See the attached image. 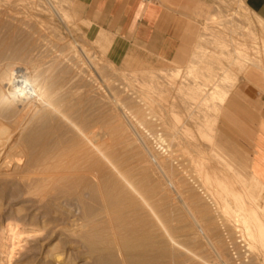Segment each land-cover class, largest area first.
Segmentation results:
<instances>
[{
  "label": "rangeland",
  "instance_id": "1",
  "mask_svg": "<svg viewBox=\"0 0 264 264\" xmlns=\"http://www.w3.org/2000/svg\"><path fill=\"white\" fill-rule=\"evenodd\" d=\"M5 1L0 0L2 2L0 5V47H3L2 51L6 52L4 56L0 49V57L3 58H0V62L2 60L5 62L11 58L12 54V57L16 56L19 51L22 54L24 50V55L19 53L17 56L20 55L24 62L34 59L33 64L37 63L39 66L35 65V67L43 69L33 79L37 80L41 72L47 74L45 76V86H48L46 92L51 91L50 96L45 100L48 104L47 109L56 107L67 117L66 122L53 121L50 124V129L55 127L50 131L51 136L47 142L51 151L54 152L55 148L59 149L61 146H66L65 148L74 146L76 139L73 137H76L81 129L86 130L94 127L99 133H105L107 137L98 144L99 151L103 150L100 151L101 158L104 159L106 156L111 158L110 155L113 158H109L110 163L106 157L103 163L109 165L105 166L104 164L105 168L100 167L103 177L100 182L102 187L98 190V194L96 193L97 197L88 195L85 199H81L82 201L77 199L75 201L73 196L77 197L76 194L80 186L75 185L76 181L71 183V181L63 180L64 176L61 175L64 174L60 171V173L53 172L52 181L46 189L50 196L42 203L41 196H39L42 191L41 193L40 191L34 192L31 195L23 194V190L19 186L16 187L21 189V194L17 193L19 190L15 187L17 192H11L7 196L8 199L4 196L2 199L1 196L0 264H264V245L262 246L264 240L263 235H260L262 228L253 224L257 229L252 226L253 232L252 230L249 232L246 226L242 225L243 221L234 219L232 210H230L231 212L225 211L223 208L225 194L220 192L216 180L208 179L205 175L206 173L211 174L214 169H222L221 171L231 175L232 178H229L236 181L237 187L244 184L248 192L245 196L249 201L251 198L256 199L252 201L255 206L253 208H256L255 210L260 214L263 222L264 180L251 171L250 159H247L249 153L245 147L219 135V122L215 126V132H209V135L204 138L199 136L193 121L183 110V100L178 92L174 93L175 97L167 96L168 98L162 100L158 99L157 95H154V98L149 97L152 94L150 95L146 84L150 81V75L142 69L146 71L151 68L158 72L159 69H165V66L172 64L159 58L154 52L130 43L120 47L117 53H109L110 35L104 31L90 32L92 25L90 0H74L73 17H71L74 22L69 20L72 21L69 22L70 24L63 23L62 18L50 9L47 0H35L36 2L22 0L21 2H26L24 4L20 0L19 2L11 0L14 4L11 1ZM39 3L41 6L38 7ZM243 3L242 0H204L198 20L201 25V33L207 40L206 43L202 41L207 47L203 45L210 48L207 49L208 51L204 49L207 51L206 53L201 49L197 48V50L196 46L200 43L199 40H203L202 37H198L194 52L195 50L201 51V54L198 53L201 56L205 54L203 56L206 57L204 58L205 62L201 56L199 60H197L198 56H194L196 59L193 58L195 61L197 60V64L202 60L204 65L198 64V68L202 71L205 72L203 69H208L209 72L213 70L218 73L217 77L212 78L213 84L219 77L224 76L222 75L225 71L224 68L231 69L232 73L229 72V74H233L232 81L230 79L227 83L232 86L226 82L223 83L228 88L226 90L229 91V94H236V96L242 95L241 86L255 84V82L251 81L246 73H243L247 71V68H242L244 70L242 71L240 68L232 67L234 65L232 63L236 62L234 60L239 58L240 53L233 46V48L230 47V51L223 48L221 51V47H218L215 42L216 30L220 32L224 30L222 32L225 33L224 35L220 33L222 37L234 36L238 40L240 39L238 42L243 43L244 39H248V36H244L243 22L245 25H251L254 29L258 28L257 32H254L258 33L257 38L263 37V39H257L251 44L259 48L260 53H258V49L252 54H255L253 58L259 60L260 63L262 61V72L264 70V33L257 16L252 12H248V14L242 9L245 4ZM4 4L5 7H3ZM42 5L46 8L45 11ZM13 12L17 14H15L17 22L13 19L15 16L12 14ZM219 13L222 17H233L232 19L235 21H231L230 18L228 21L230 25L226 27L228 22H226L227 18H224L226 23L223 26V19ZM222 13L225 15L223 16ZM210 16L212 21L209 22ZM216 18H219L218 22L220 23L219 26L216 24L217 27H214L215 23L211 22ZM233 23L234 27L230 28ZM71 25H75V28ZM212 25L214 26L212 27ZM238 26L242 28L237 29ZM206 28L214 29V33L211 29L210 33V30H206ZM222 28H229V30L226 32ZM231 29L236 32L238 30V34L235 31V34L229 33L228 31ZM246 32L249 34L248 30ZM213 34L214 36H212ZM6 44H9L11 48L6 50ZM79 45H86L92 49L91 52H94L97 60L95 63L99 64H95L94 67L91 63L86 62L78 50ZM10 49L11 51H9ZM216 50L219 52L218 54ZM194 52L192 57L197 54ZM24 56L29 58L24 60ZM230 56L232 59L229 58ZM211 58L213 59L210 60ZM23 61L20 60V63L25 69L28 67L31 69L34 66L30 61H28L30 64ZM136 61H139L138 67ZM42 62L44 63L41 64ZM129 67H131L130 71L127 70ZM217 67L220 68L219 71ZM221 67H223V72ZM182 68L186 69V66ZM139 69L144 72V75ZM254 69L261 72L258 68ZM235 76L238 79L233 81ZM197 81L196 79L194 82ZM33 82L31 86H39L38 81ZM201 82L203 81H198L197 84ZM210 84V86L213 85ZM56 90L59 91L56 93ZM153 101L155 104H152ZM172 106H176L175 115L171 111ZM111 146L113 147L111 148ZM150 149L160 155L161 165L165 163L160 168L153 165L154 163L149 158ZM101 158L100 161H102ZM62 162L65 165L60 162L59 168L66 166V161ZM125 176L126 180L129 178L127 181L130 184L125 183L127 182L124 181ZM253 179L259 180L260 183H255ZM115 184L119 185L118 188ZM130 185L134 190L128 188L131 187ZM76 186H79L78 191ZM108 189L111 190L104 194ZM111 191L116 193V197L113 199L118 201L116 202L118 211L116 210L117 204L113 203L115 201L108 197ZM54 192L56 193L54 194ZM122 192L124 193L122 194ZM15 193L18 194L19 199ZM105 196L111 200H109L110 203L113 201L112 204L103 201H107ZM122 197L123 199H121ZM127 197L129 204H126L127 200L124 201ZM131 198L133 202L130 201ZM231 199V203H234L233 198ZM119 203L124 207L121 204L119 206ZM125 205L128 206L125 207ZM110 206L114 208L115 212ZM124 208L125 212H123ZM116 214L119 218L116 217ZM254 230L258 231L259 236ZM239 234L243 237L245 246L238 243ZM250 234H255L254 238Z\"/></svg>",
  "mask_w": 264,
  "mask_h": 264
},
{
  "label": "bare ground",
  "instance_id": "2",
  "mask_svg": "<svg viewBox=\"0 0 264 264\" xmlns=\"http://www.w3.org/2000/svg\"><path fill=\"white\" fill-rule=\"evenodd\" d=\"M9 1H11V0H6L5 2H9ZM21 1L22 0H20V2ZM29 1L30 0H28L26 2H29ZM33 1H35V0H33ZM33 1L31 0L30 2H33ZM42 1H44V0H42ZM47 1H49L50 9L53 12H56L57 15H59V17L62 18L61 20H63V23L64 22L65 23L66 22H68V23L70 22L71 23L74 20V19L72 20V18H71V17H73L72 16L73 15L72 8H73L74 2H75L74 0H47ZM11 2H12V4H14L13 1H11ZM18 2H19V0H18ZM26 2H24V3H26ZM1 3L2 2H0V5H1ZM16 3H17V1H16ZM21 3H23V2H21ZM7 5H8V3H7ZM17 6H19V5H17ZM20 6H22V5H20ZM26 6H27V4H26ZM29 6H32V5H29ZM33 6H34V4H33ZM39 6H41L40 3L38 4V7ZM243 6L244 7H242V6L241 7H242V9L244 11H247V13L248 12H251V11H249V9L246 7L245 4ZM3 7H5V4L3 5ZM43 8H44V6H43ZM45 9L46 8H44V11H45ZM69 9H70V11H69ZM41 11H42V9H41ZM44 11H42V12H44ZM12 14L15 15L16 13L13 12ZM219 14L221 16V13H219ZM16 15L13 17V19H15ZM224 15L225 14H223V16ZM18 16H19V14H18ZM220 16H219V18H220ZM226 16H228V15H226ZM234 16H236V15H234ZM247 16H249V15H247ZM212 17L215 18L214 15H212ZM237 17L239 18V16H237ZM244 17H246V16H244ZM17 18L20 19L19 17H17ZM224 18H227V21L224 20ZM230 18L225 17V16L222 17L223 22L224 21L228 22ZM232 18L230 20L231 21H235ZM257 18H258L259 24L261 26V29H262V31L264 33V21L262 19H260L259 17H257ZM218 19L216 18L217 21L214 19L213 22H211L213 24L215 23L214 24L215 26L212 25V27L213 26L214 27L219 26L218 24L220 22H218ZM247 19H248V17H247ZM15 20H13V21H15ZM69 20H72V21H69ZM208 20H209V22L212 21L211 16L209 17ZM214 21H216L217 23L214 22ZM16 22H17V20H16ZM223 22H222V24H223V26H225V23L226 22H224V23ZM243 23H244V26H242V25L241 26L245 30L244 36L251 34L252 33V30L255 31V32H257L258 28L254 29V27H252L251 25L249 26V24H246V25L249 26V27H247L245 25V22H243ZM216 24H217V26H216ZM222 24H220V26H222ZM14 25H15V23H14ZM228 25H230L229 22H228V24L226 23V27H228ZM74 26H72V27H74ZM241 26H238L237 29H239V27H241ZM233 27H234V23L231 24V27L230 28H233ZM210 29H207L206 28V30H210ZM223 29H225V31L226 30H229V28L228 29L227 28H222V30ZM211 30H210V33H211ZM247 30L249 31V34H247V32H246ZM212 31L214 33V29ZM216 31H215V33H216V35H215L216 40L214 38L213 39L217 43L218 47H221L220 50L223 48V49H225L227 51H230V47L233 46L240 53L239 58H237L236 60H234L236 62L235 63H232V64H234V65H232L233 68L234 67H237V69L240 68L241 70H242V68L243 69L247 68V71H249L251 69H254V68H258V69L261 70L260 74H262L264 76V74H263L264 70L262 72L263 65L261 66L262 61L260 63L259 60H256L255 58H253V55H255V54H252V52L253 51H256L257 52V49H255L256 47H254L251 44V40H243V43L242 42H238L240 39L238 40V38H235L233 35H232L233 37H230V36L227 35V36H223L224 37L223 38L220 33L224 32V30L222 32H220V31H217L216 32ZM234 31H232V29H231V31H228V32L229 33L230 32H233L232 34H235ZM237 32H238V30H237ZM256 34H258V33H256ZM212 36H214V34ZM240 36H241V34H240ZM201 37H202L203 40H201V39L199 40L201 44L198 42L199 44H197L198 46H196V49L198 48L199 50L201 49V50L204 51V49L207 50L210 47L206 48L207 45H205L204 43H206L207 40H205V37L203 36V34H202ZM258 39L261 40V39H263V37L262 38H258ZM202 41H205V42L203 43ZM210 43H212V41H210ZM213 43H214V41H213ZM212 45L214 46V44H212ZM6 46H9V44L8 45L6 44ZM6 46H5V49L6 50L8 48H11V46H9V47H6ZM1 48H3V47H0V49ZM16 48L19 49V47H16ZM14 50H15V48H14ZM14 50H13V52H14ZM78 50L81 52L82 56H84L83 59L86 60V62L91 63L92 66H94V67H95V64H99L98 62L95 63L97 60H96V56H95L94 52H91L92 49H90L86 45H79L78 46ZM197 50H195V52L197 54L196 55L195 54L193 55V57H192L189 65L186 66V69H183L181 67H177V66H175L174 64H172L170 62L172 65L165 66V69L161 68V69L158 70V72H155L151 68L146 69V71L144 69H142V70L144 72H147L150 75V78H149L150 81H149L148 84H146L150 95L152 94V96H149V97H151V98L153 97L154 98V95L155 96L157 95L156 97L158 99H161L162 100V99L168 98L167 96H169V98H171L170 96H174L175 97V94L174 93L175 92H178L179 93V96L183 100L182 101L183 110L188 115V118L191 121H193V123H194V125L196 127L195 130L197 131V133L199 134V136H201L202 138H204L207 135H209L208 134L209 132H215L216 131L215 126L218 123V119H219V116L221 114L222 108L225 105V103H226V101H227V99H228V97L230 95L229 94V91L226 90L228 88L226 87L225 83H223V82H226L227 83V81H229L233 77L232 76L233 74L232 75L229 74V72H231L230 71L231 69H229V68L226 67V69L224 68L225 71L222 74L224 76H222V78L219 77L218 80H216L218 83L215 82L213 84L212 78H215V76L218 75V73H215L216 71L213 72V70H212V72L211 71L209 72L208 69H203V70H205V72H204V71H202V69L198 68L199 67L198 64L200 62L197 64L196 61L199 60V59H201L200 58L201 55H198L199 52L201 54V51L197 52ZM206 50L204 51L205 53L208 51V50L207 51ZM9 51H11V49ZM227 51H225V52L227 53ZM1 52L4 55L6 51L4 52L1 49ZM15 53L17 54L18 52H15ZM19 53H20V51H19ZM23 53H24V50H23L22 54L21 53L20 54L21 55H24ZM216 53L218 54L219 52H217V50H216ZM226 53L223 52V54H226ZM258 53H260V49H259V52ZM41 54H43V53H41ZM52 54H53V52H52ZM12 55H11V58H8V59L6 58L7 60L5 62H3V60H2V62H0V197L2 196V199H3V196H4V197H6V199H8L7 196H9L11 192L16 191V189H17L16 186H19L23 190L22 191L23 194H30L31 195L34 192L40 191V193H41V191H42L41 195H39V196H41L40 197V201L42 203V202L45 201V199L48 196H50V195H48V194H50V193H48L49 191L47 192L46 189H48L47 187L49 186L50 181H52L51 178H52L53 172H56V171L57 172L60 171V172H62L64 174V175H61V176H64L63 177V180L71 181V183L76 181L75 182V185L78 184L80 186V189L81 190L79 189V191H78L79 186L78 187L77 186L75 187L77 189V191H78V193L76 194L77 197H75V195L73 196L74 197L73 199H75V201H76V199L77 200H81V199L83 200V198L85 199L86 196H88V195H92V196L95 195L97 197L96 193L98 192V190L100 189V187H102L100 185V182L102 180L103 173L101 174V170H100L101 168L100 167H104L105 162L103 163V160L106 159V157H107L105 155L106 157L104 159L101 158V156H102L100 154V151L101 150L99 151L98 144H99V142L101 140L104 141L103 138L106 137V134L105 133H99L94 127H91L89 129H86V130H82L81 129L78 132L77 136H76L77 138L76 137H73L74 139H76V141L74 140L76 142L74 146L68 147V148H65L66 146H64V147L61 146L59 149L58 148H55L56 151H54V152L51 151V149L48 146V143L47 142H48L49 136H51L50 135V133H51L50 131L52 130V128L55 129V127H52L50 129V127H51L50 124L53 123V121H56L58 123L59 122H66L67 117L64 115V113L60 109H58L56 107H54V108H48L47 109L48 104H46L45 100H46V98H48L50 96L49 93L51 92V91L49 93L46 92L48 86H45L46 85L45 84L46 83V77L45 76L47 74H43L44 72H41V75L38 77L37 80H34L33 79V78H35V76L37 75V73H40V71H43V69L42 68L41 69L39 68L40 69L39 70L38 69L39 66L37 65V63H35V65L38 66V67L36 66L37 67L36 68L35 65L33 64L35 62V60L32 59V58H31L32 59L31 61L30 60H28V61H30V62L34 61V62H32V64L34 66H32L31 69H29L30 67L27 68V66H25L27 68V69H25L21 65V63H20V60L23 61V59H21L22 57L20 55H19L20 57L17 56V55L12 57ZM204 55L205 54H203V56ZM206 55H208V54H206ZM194 56L195 57L198 56L199 58H197V60L195 61L196 58ZM203 56H201V57H203ZM215 56H216V54H215ZM220 56H221V53H220ZM28 58H29L28 56H27V58H25V56H24V60L25 59H28ZM193 58H195V59H193ZM204 58H206V57H203V61H204ZM224 58H225V56H224ZM229 58L232 59L231 56ZM1 59H3V58H1ZM212 59L213 58H211L210 60H212ZM214 59H216V58H214ZM200 61H201L200 64L202 66L203 62H202V60H200ZM30 62H28V63L30 64ZM39 62H41V61H39ZM229 62H230V60H229ZM231 62H232V60H231ZM257 62H259L260 64L257 63ZM43 63L44 62H42L41 64H43ZM136 63H137V67H138L139 66V61H136ZM212 63H214V62H212ZM223 64H226V63H223ZM20 65H21V67H20ZM25 65H28V64H25ZM214 65H215V63H214ZM144 66H146V65H144ZM170 66L171 67L173 66L175 68L172 69L173 67L171 68ZM221 68H222L221 70L223 72V67H221ZM129 69L131 70V67H129L127 70L130 71ZM209 69L211 70V68H209ZM219 69L220 68H218V71H219ZM117 70H118V68H117ZM122 70H124V69H122ZM206 70L209 73H207ZM143 71H141V72H143ZM234 71H236V70H234ZM242 71H244V70H242ZM144 72H143V75H144ZM54 73H56V72L54 71ZM57 73H59V72H57ZM212 73H213L214 77H212L213 76ZM220 74L221 73L219 72V75ZM256 76H259V75H256ZM52 77H53V75H52ZM180 79H182V80L179 81ZM196 79L198 81H201L202 80L204 83L201 82V83L197 84L198 81L197 82H194ZM213 80L215 81V79H213ZM235 80H237L236 76L233 79V81H235ZM33 81H35V82L38 81L39 86H37V87L31 86V83ZM57 81H59V80H57ZM231 81H232V79H231ZM194 83H196V84H194ZM210 83H212L213 85L210 86L211 85ZM227 84L230 85L229 83H227ZM230 86H232V85H230ZM57 91H59V90H56V93H57ZM52 92H54V91H52ZM56 93H54V94H56ZM154 93H156V94H154ZM58 94H59V92H58ZM146 97H148V96H146ZM152 104H155V102L152 103ZM175 108H176V106H172V108H171V111H172L173 114L175 113V110H174ZM176 114H178V113H176ZM95 124H96V122H95ZM101 126H102V124H101ZM124 126H125V124H124ZM98 130H100V129L98 128ZM100 131L102 132V130H100ZM107 131H109V130H107ZM178 131H180V129ZM110 135H111V133H110ZM190 143H191V141H190ZM56 144H57V142H56ZM71 144H73V143H71ZM51 145H53V144H51ZM58 146H60V145H58ZM112 147L113 146H111V148ZM115 155H114V157H116ZM110 156H111V158H113L112 155H110ZM159 156L160 155H157L156 152H154L153 150H151V149L149 150V158L151 159V161L154 164L152 162L151 163L153 165H155L156 167H158V168H160L163 164H165V163H163L161 165V160L159 159ZM100 158L102 159V161H100ZM107 158H108L107 160H109L110 157H107ZM63 160L66 161V166H64V168L60 166V168H59V165L58 164H60V162L63 163L62 162ZM203 160H201V161H203ZM109 161L111 163V160H109ZM109 161H107V162H109ZM100 162H101V164H100ZM106 164H105V166H108L109 165V164H107V165ZM56 168L58 170H55ZM126 170H128L127 167H126ZM221 170H218V169L215 170L214 169L211 172V174L210 173H206L205 176L208 179H214V180H216L217 183H218V185H219L218 188L220 189V192H222L223 194H225V196L223 197L224 198L223 199L224 200V207L223 208H225V211L232 210V212H233L232 214L234 216V219L236 221L237 220L238 221H243L244 224H242V225H245L246 226V229L249 232H250V230H252V232H253V229H252L253 224H257L255 226H258L259 225L260 228H262L261 229L262 230V233L261 234L259 233V234L260 235H263L262 238L264 240V222L260 218V214L255 210L256 208L255 209L253 208L254 205H253L252 201L255 198H253V199L251 198L250 201H249V199L245 196L246 195V192H247L246 188L244 186L237 187L236 186L237 184L235 183L236 181L235 180L232 181L231 175L229 176V174H226L224 171H221ZM157 177H158V175H157ZM229 177H231V178H229ZM125 178H127V177L126 176L124 177V181H127L129 179L128 178L126 180ZM122 179H123V177H122ZM125 183L130 184L129 181H127ZM256 183H258V182H256ZM115 185H117V184H115ZM118 186L119 185H117L116 187L118 188ZM122 186H123V184H122ZM125 186H126V184H125ZM15 187H16V189H15ZM19 187L17 189L19 191L18 192L16 191V192L19 193V194H21V189ZM168 187H170V186L168 185ZM112 188H113V186H112ZM115 188L113 189L114 191L117 189V188L116 189ZM128 188H132V186L131 187H128ZM76 189H75V191H76ZM72 190H74V189L72 188ZM109 190H111V189H108L107 192H104V194L105 193H108ZM121 190H123V189H121ZM132 190H134V188H132ZM75 191H74V193H75ZM132 192H134V191H132ZM55 193L56 192H54V194ZM123 193L124 192H122V194ZM136 193H137V191H136ZM71 194L73 195V193H71ZM15 195L17 197L18 194L15 193ZM15 195H13V196H15ZM19 196H21V195H19ZM117 196H119V195H117ZM108 197H110L111 199H113L114 197H116V193L114 194V192L111 191V193H109ZM108 197H106V199ZM15 198H13V199L15 200ZM19 198L20 197H17V199H19ZM88 198H90V197H88ZM132 198L135 199L134 197H132ZM132 198L130 199L131 202H133L132 201ZM231 198H233L234 203H231V201H232ZM93 199L95 200L96 198H93ZM102 199H103V196H102ZM121 199H123V197ZM127 199H128V197L124 201H126ZM109 200L107 199V201H105V200H103V201L110 203L111 200L110 201ZM9 201L11 202V200H8V202ZM69 201H70V199H69ZM114 201L115 202H113V201L112 202L114 204H117L116 202H118V201L117 200H114ZM127 201H128V203H126V204H129V200H127ZM78 202H80V201H78ZM112 202L110 204H112ZM121 203H119V206H120ZM122 204H121V206L124 207V205H122ZM126 206H128V205H125V207ZM132 206H134L133 203H132ZM110 207L112 209L114 207V205H113V207L112 206H110ZM117 207H118V204L116 205V208ZM114 208H113L112 211H114ZM83 209H85V208L83 207ZM118 209L119 208H117L116 210L118 211ZM130 209H132V208H130ZM120 210H119V212H120ZM13 212H15V211H13ZM119 212H118V214H119ZM121 212H122V210H121ZM123 212H125V208H124V211ZM100 213H102V212H100ZM118 214H116V217H117ZM25 218H24V220H25ZM117 218H119V217H117ZM243 222H241V223H243ZM113 224H114V222H113ZM255 226H253V227H255ZM254 231L257 232V235H258V231H256V230H254ZM249 232H248V234H249ZM254 235H251V237L254 238L253 237ZM13 237H14V235H13ZM259 238H258V240L260 241ZM251 241H253V240H251ZM263 243L264 242H262V246L264 245ZM259 253H260V251H259Z\"/></svg>",
  "mask_w": 264,
  "mask_h": 264
},
{
  "label": "crops",
  "instance_id": "3",
  "mask_svg": "<svg viewBox=\"0 0 264 264\" xmlns=\"http://www.w3.org/2000/svg\"><path fill=\"white\" fill-rule=\"evenodd\" d=\"M90 1V32L104 31L110 35L109 53H117L120 47L130 43L177 67L189 65L202 34L198 15L204 0ZM243 2L264 21V0ZM256 35L252 30L244 40L252 43L258 39ZM245 72L255 84L241 86V96L229 95L218 119V131L219 135L245 147L251 171L264 180V76L255 69ZM253 181L260 183L257 179Z\"/></svg>",
  "mask_w": 264,
  "mask_h": 264
},
{
  "label": "built area",
  "instance_id": "4",
  "mask_svg": "<svg viewBox=\"0 0 264 264\" xmlns=\"http://www.w3.org/2000/svg\"><path fill=\"white\" fill-rule=\"evenodd\" d=\"M237 240H238V243H240L241 246H245V245H244L245 242H244V240H243V237H241L240 234L238 235V239H237Z\"/></svg>",
  "mask_w": 264,
  "mask_h": 264
}]
</instances>
